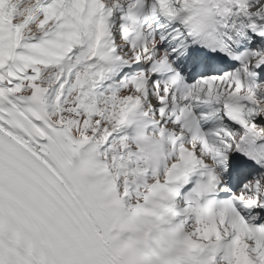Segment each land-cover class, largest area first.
I'll return each mask as SVG.
<instances>
[{"label":"snow or ice","instance_id":"snow-or-ice-1","mask_svg":"<svg viewBox=\"0 0 264 264\" xmlns=\"http://www.w3.org/2000/svg\"><path fill=\"white\" fill-rule=\"evenodd\" d=\"M0 264H264V0H0Z\"/></svg>","mask_w":264,"mask_h":264}]
</instances>
